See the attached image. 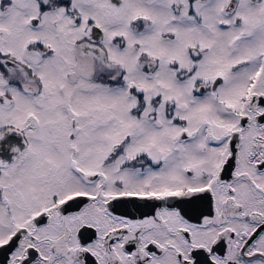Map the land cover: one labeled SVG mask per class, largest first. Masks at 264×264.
<instances>
[{
  "label": "snow or ice",
  "instance_id": "1",
  "mask_svg": "<svg viewBox=\"0 0 264 264\" xmlns=\"http://www.w3.org/2000/svg\"><path fill=\"white\" fill-rule=\"evenodd\" d=\"M5 149L0 264H264V0H0Z\"/></svg>",
  "mask_w": 264,
  "mask_h": 264
},
{
  "label": "flooded vegetation",
  "instance_id": "2",
  "mask_svg": "<svg viewBox=\"0 0 264 264\" xmlns=\"http://www.w3.org/2000/svg\"><path fill=\"white\" fill-rule=\"evenodd\" d=\"M4 143L8 144V145H11L13 143L19 144L20 140H19V138L13 136V137H9ZM0 157L10 160V156H9V153H8L7 149H5L4 151L0 152Z\"/></svg>",
  "mask_w": 264,
  "mask_h": 264
}]
</instances>
